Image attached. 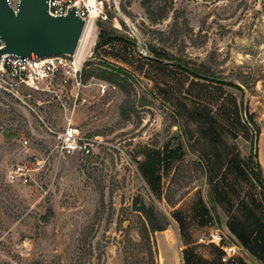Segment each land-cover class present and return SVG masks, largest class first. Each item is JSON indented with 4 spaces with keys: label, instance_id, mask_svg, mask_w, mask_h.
<instances>
[{
    "label": "rangeland",
    "instance_id": "obj_1",
    "mask_svg": "<svg viewBox=\"0 0 264 264\" xmlns=\"http://www.w3.org/2000/svg\"><path fill=\"white\" fill-rule=\"evenodd\" d=\"M105 5L107 20L96 19L86 40L81 86L58 79L31 96L24 89L31 106L0 95V264H186V251L192 264H224L198 239L226 224L236 238L247 229L241 239L263 255L264 189L250 171L244 110L259 128L264 0ZM102 31L138 46L99 48ZM113 69L127 73L102 79ZM69 122L92 144L89 154L59 153L56 134ZM18 164L27 182L10 179ZM202 205L210 223L197 218Z\"/></svg>",
    "mask_w": 264,
    "mask_h": 264
},
{
    "label": "built area",
    "instance_id": "obj_2",
    "mask_svg": "<svg viewBox=\"0 0 264 264\" xmlns=\"http://www.w3.org/2000/svg\"><path fill=\"white\" fill-rule=\"evenodd\" d=\"M106 1L108 0H49V10L55 16L68 14L72 8H76L80 17L87 22L95 23L96 19L107 20ZM11 3L16 8L17 4ZM4 41L0 37V95L11 96L28 104L21 96L24 89L31 92H43L50 90L51 85L58 79L64 84H73L74 87L82 85V66L75 57L67 55H54L38 58L35 55L22 57L15 54H1ZM104 93L108 84H99ZM31 106V105H30ZM57 149L61 155H73L76 153L89 154L92 144L84 139L79 129L69 122L67 126L56 134ZM12 181H28L26 166L16 165L10 172ZM198 241L205 245H214L220 252V259L227 263L237 256H242L244 248L227 234L222 228H213L202 234Z\"/></svg>",
    "mask_w": 264,
    "mask_h": 264
},
{
    "label": "water",
    "instance_id": "obj_3",
    "mask_svg": "<svg viewBox=\"0 0 264 264\" xmlns=\"http://www.w3.org/2000/svg\"><path fill=\"white\" fill-rule=\"evenodd\" d=\"M86 25L87 21L78 15L76 8H72L66 15H53L49 10V0H18L16 8L11 0H0V37L5 43L1 54L29 58L32 55L38 58L54 55L73 57ZM125 39L138 46L135 40L128 37ZM192 72L201 79L224 82L218 77L194 70ZM247 112L245 109L244 118L248 121ZM248 125L255 134L256 150L259 134L251 122L248 121Z\"/></svg>",
    "mask_w": 264,
    "mask_h": 264
},
{
    "label": "trees",
    "instance_id": "obj_4",
    "mask_svg": "<svg viewBox=\"0 0 264 264\" xmlns=\"http://www.w3.org/2000/svg\"><path fill=\"white\" fill-rule=\"evenodd\" d=\"M113 41H124V42H129L127 39H125V36H122V35H118V34H109V33H107V32H105V31H102L101 33H100V40H99V42L97 43V45H98V47L100 48V47H103V46H106V45H108L109 43H111V42H113ZM131 44H133V43H131ZM186 66V65H185ZM184 66V64H181V63H179L178 64V67L180 68V69H182V70H184V71H186V72H188V73H190L192 76H195V77H198V76H196L193 72H192V70H194V71H197V70H195V69H192V68H190V67H188V66H186L185 67ZM188 67V68H187ZM189 68H190V70H189ZM192 69V70H191ZM113 71H115V72H106V71H104L102 74H101V77H102V79H106V80H108V81H110V82H117V79H119L120 77H121V75H124V74H126L127 72H126V70H121V69H119V70H117V69H113ZM197 72H199V71H197ZM89 76V75H88ZM199 78V77H198ZM222 84H225V82H221ZM248 113V121L249 122H251L253 125H254V127H255V129L257 130V132H258V134H259V132H260V128H258L257 126H256V124L254 123V121H252V118H251V116H250V114H249V112H247ZM252 133H253V131H252ZM254 145H255V134L253 133V147H252V152H251V154H250V156H249V167H250V171H251V174H252V176L254 177V179L256 180V182L258 183V185L261 187V188H263L264 189V178H263V175H262V173H261V167H260V165L257 163L256 165H255V163H254V160H255V162H257L256 161V159H257V157H258V146H257V149L256 150H254ZM259 170V171H258ZM196 215V214H195ZM209 211H208V209H207V207L205 206V205H202L201 207H200V209L198 210V214H197V218L198 219H202V220H199V221H202L204 224L205 223H207L208 221H209V223L212 221V220H208V217H209ZM175 220H177V222H178V224H179V226H180V229L181 230H183L184 228H185V226H186V222L184 221L185 219L184 218H182V217H180V216H175ZM153 230L154 231H162V230H164V228L163 227H161V226H153ZM240 230H242L243 232H240V231H238L237 230V232H238V237H239V239L241 240V242L254 254V255H256L257 256V258L261 261V262H263L264 263V254L263 255H259L258 253H256L252 248H251V244H250V242L249 241H247V240H245V241H243L242 239H241V235H243L244 234V232H247L246 230L247 229H245V228H243V227H241V229ZM252 236H254L253 234H252ZM220 255H221V253H220ZM196 259L193 257V254L191 253V252H188V251H186L185 252V255H184V261H185V263L186 264H192L194 261H195ZM220 261H221V259H220ZM192 262V263H191ZM196 263V262H195ZM218 264H221V262L220 263H218ZM228 264H245V263H243V262H237V263H233V262H231V263H228Z\"/></svg>",
    "mask_w": 264,
    "mask_h": 264
},
{
    "label": "crops",
    "instance_id": "obj_5",
    "mask_svg": "<svg viewBox=\"0 0 264 264\" xmlns=\"http://www.w3.org/2000/svg\"><path fill=\"white\" fill-rule=\"evenodd\" d=\"M259 124H260V126H259L260 132H259V137H258V157H257L256 161L261 167V173H262L263 178H264V114L260 118ZM224 226H225L224 227L225 231L240 244V239H238V237L237 238L235 237L234 233L229 229L228 225L226 224ZM179 228H180V226H179ZM241 244H242L241 246L244 248L246 254H248V256L251 257V254H253V253L243 243H241ZM254 256L256 257V258H254V264H264L263 262H261L257 258L256 255H254ZM240 261L245 263V264H249L247 262V259L242 257V256L241 257L237 256V257L233 258L232 260H230L229 262L224 263V264H228L231 262L237 263Z\"/></svg>",
    "mask_w": 264,
    "mask_h": 264
},
{
    "label": "bare ground",
    "instance_id": "obj_6",
    "mask_svg": "<svg viewBox=\"0 0 264 264\" xmlns=\"http://www.w3.org/2000/svg\"><path fill=\"white\" fill-rule=\"evenodd\" d=\"M93 28H94V24L93 22L90 20L87 22V25L85 27V31H84V34H83V37L81 39V42H80V45H79V48L77 50V53L75 54V59L76 61L81 64L82 60H83V55H84V51H85V46H86V40L90 34V32L92 31L93 32Z\"/></svg>",
    "mask_w": 264,
    "mask_h": 264
}]
</instances>
